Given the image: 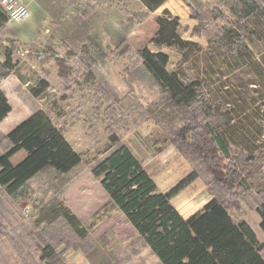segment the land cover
I'll return each mask as SVG.
<instances>
[{"label":"trees","instance_id":"obj_1","mask_svg":"<svg viewBox=\"0 0 264 264\" xmlns=\"http://www.w3.org/2000/svg\"><path fill=\"white\" fill-rule=\"evenodd\" d=\"M37 1L54 19L68 57L89 67L107 57L108 46L94 28L92 16L96 14L91 2H72L75 9L70 13L63 0ZM141 1L148 12L139 19L145 20L148 13L169 0ZM182 1L193 11L199 9L192 13L199 21L193 34L206 38L208 47L184 40L180 19L165 10L157 19L159 29L152 40L156 50L144 47L137 55L143 71L157 85L163 106L170 110L161 115L172 124L167 129L177 151L192 164V172L170 191L162 192L131 149L116 136H111L112 151L95 162L91 171L160 264H264V242L247 221L231 213L240 201H245L257 211L264 232V65L256 61L250 45L254 40L261 42L260 55L264 54V0H221L209 14L199 12L206 6L202 0ZM206 15L208 22L221 18L222 23L214 26L215 32L206 24ZM11 23L0 7V36L12 35ZM119 30L112 29L110 39L115 45L109 48L114 47L118 53L122 49L121 55L131 48ZM164 47L175 48L184 63L201 52H205L209 62L222 59L226 63L231 56L235 59L232 66H227V73L202 66L197 75H189L180 66L170 69L171 57L163 51ZM57 64L63 77L66 63L57 59ZM16 68L11 53L6 52L5 60L0 61V83ZM243 68L254 82L232 83L228 77ZM212 74L217 78L211 83H221L217 97L209 87L208 76ZM94 81L99 100L114 99L115 92L108 89V81L98 77ZM48 88V82L42 80L32 94L39 97ZM11 111L0 88V124ZM148 113L156 114L152 110ZM175 117L184 121L182 127L175 126ZM0 150V243L4 241L5 250L13 251L7 257L18 258L24 264H67L65 253L80 249L91 263L100 264L93 260L97 250L90 244L89 235L60 201L59 193L42 207L46 216L39 217L25 235L6 226L15 216L2 196H21L35 177L47 171L60 180L83 161L52 118L43 110L34 111L8 134L0 135ZM21 150L27 153L26 158L12 165L10 159ZM198 179L210 195L209 202L185 219L173 199Z\"/></svg>","mask_w":264,"mask_h":264},{"label":"rangeland","instance_id":"obj_2","mask_svg":"<svg viewBox=\"0 0 264 264\" xmlns=\"http://www.w3.org/2000/svg\"><path fill=\"white\" fill-rule=\"evenodd\" d=\"M88 1H91V4L95 2V6L98 2L101 3L98 11L95 8L96 16L92 18L95 30H98L96 31L104 39L105 46H108L107 57L97 66H84L76 58L68 57L67 48L59 39L55 26L49 21L42 24L43 32L35 38L17 37V34L23 37V33L27 32L30 17L19 23H11L12 35L0 36V61L5 60L6 52L9 51L12 62L17 66L11 80L21 82L18 85L13 80L7 84L6 89L11 100L14 104L17 100L18 105L23 106L25 98L29 100L27 105L30 111L43 110L65 133L83 160L72 173L59 178L60 180H56V174L47 171L35 177L21 196L1 198L6 201L7 208L15 216L14 221L24 218L21 208L29 206L33 215L25 225L31 228L39 217L46 216L44 205L55 193H59L60 201L78 218L89 235L90 244L96 248L94 261H100V264L102 261L108 262L107 264H160L157 257L139 238L135 228L112 203L100 181L93 176L91 167L112 151L111 136H116L131 149L162 192L170 191L192 172V164L177 151L171 132L167 129L172 124L161 115L162 112L169 113L170 110L163 106L157 85L143 71L137 52L144 47L156 50L152 40L159 29L157 19L165 10L180 19V34L184 40L194 41L207 48L206 38L193 34V29L199 21L192 17V13L198 12L199 9H189L182 0H169L158 10L148 13L145 20H141L139 17L148 12L141 0ZM202 1L206 6L199 12L209 14L221 0ZM206 18V24L212 32L216 31L215 24L222 23L221 18L215 21L210 19L209 22L207 15ZM112 29H120V37H125L131 48L128 53L120 55L122 49L118 53L114 51V47L109 48L115 45L110 39ZM250 45L256 61L264 65V54L260 55L262 43L254 40ZM164 51L171 57V70L180 66L189 75H197L202 66H209L210 71L216 68L227 73V66H232L230 64L235 59L231 56L226 63H223L222 59L209 62L205 52L199 55L192 52L194 55L184 63L175 48L164 47ZM57 59L66 63V66L62 67L66 74L63 77L59 75L60 66ZM95 77L104 78L109 82L108 89L111 93L115 92L114 99L99 100L95 96ZM208 78L210 90L213 91V96L217 97L221 83H211L217 78L214 74ZM228 78L237 85L243 80L250 83L255 80L246 68ZM24 80L30 81L31 84L23 87ZM42 80L48 82L49 88L41 97H33L32 90L37 89ZM148 110L156 114L152 115ZM18 116L21 117L19 123L29 117L22 112ZM175 121L177 127L184 125L181 118L175 117ZM209 198L203 181L198 179L181 191L173 199V204L182 216L188 218L202 209ZM231 213L235 218L247 221L256 231L258 239L264 242L260 217L253 207L245 201H240L238 208L231 209ZM72 251L84 255L80 249ZM84 258L81 264H93L85 255ZM104 258L106 260H103ZM66 262L77 264L69 259Z\"/></svg>","mask_w":264,"mask_h":264},{"label":"crops","instance_id":"obj_3","mask_svg":"<svg viewBox=\"0 0 264 264\" xmlns=\"http://www.w3.org/2000/svg\"><path fill=\"white\" fill-rule=\"evenodd\" d=\"M26 3L29 5L30 10H31V16H30V22H28L29 28L27 30V32L23 33V37H20L19 34H17L18 38L21 39H31V38H35L36 36H39L40 33H42V29L43 26L42 24L49 21L50 23H52L55 26V31L58 35V30H57V25H55V21L52 18V16L50 14H48L43 7L41 6V4L37 1V0H25ZM65 3V8H67L68 12H72L75 9V6L73 5L72 2H78L80 4H83L84 2H88V0H63ZM91 2V1H89ZM100 2H98L97 6H95V2L94 4L92 3V6H94L95 8H97L96 11H98L99 7H100ZM98 13V12H97ZM164 51V48H163ZM165 52V51H164ZM167 53V52H166ZM168 54V53H167ZM14 74V73H13ZM13 74H11L6 80H4L2 83H0V88L3 90V92L5 93V95L7 96L9 103L12 101L11 97L9 95V93L7 92L6 86L10 81H15L18 85L21 84V82L17 81L16 79H13ZM30 81L28 80H24V84L23 87H28L30 85ZM33 96V95H32ZM42 96V95H41ZM39 96V97H41ZM34 97V96H33ZM37 97V98H39ZM16 104H14V102L12 101L10 104H12V111L9 114V116L0 124V135H6L8 134L10 131H12L16 126H18L20 123L19 121L21 120L18 115L20 112H22L25 116H30L33 111H30L28 108V103L29 100L25 99L23 100V106L18 105L19 101L15 100ZM35 110V109H34ZM11 119H14L13 121ZM54 122V121H53ZM56 125V124H55ZM57 126V125H56ZM58 127V126H57ZM59 128V127H58ZM60 129V128H59ZM63 132V131H62ZM63 134L65 135V133L63 132ZM66 137V135H65ZM67 139V137H66ZM69 141V143L73 146V144L70 142L69 139H67ZM74 148V147H73ZM2 150H0V155L2 154ZM27 156V153L24 150L19 151L18 153H16L11 159L10 162L12 163V165L16 166L18 165L21 161H23ZM209 202V200H208ZM197 212V211H196ZM196 212L192 213L189 217H191L193 214H195ZM184 217V216H183ZM188 217V218H189ZM185 218V217H184ZM185 218V219H188ZM32 218L30 217L28 220H22L20 218V221H14V217H11L10 222L6 223V226H8L9 228L13 227L18 229V233H23L24 235L26 234V230H28V228H30V226L25 225V223H27L26 221L31 220ZM32 228H34L33 224L30 228V230H32ZM5 240V239H4ZM29 243H32V240L27 238L26 239ZM4 241H1V247L0 250L2 252V254L0 255V264H24L20 259H18L15 254L13 253L14 258H8V254L11 255V253L13 252L12 250H5V248H7L6 243H3ZM8 243V242H7ZM11 248V247H10ZM34 254H36L35 251H32ZM64 257H66L67 259L71 260L72 263H77V264H81L83 262L84 255L80 252H76V251H68L65 253ZM7 258V259H6ZM80 262V263H79Z\"/></svg>","mask_w":264,"mask_h":264},{"label":"built area","instance_id":"obj_4","mask_svg":"<svg viewBox=\"0 0 264 264\" xmlns=\"http://www.w3.org/2000/svg\"><path fill=\"white\" fill-rule=\"evenodd\" d=\"M0 7L8 14L13 23H19L31 16V10L25 0H0ZM21 212L29 219L32 211L29 206H23ZM67 261V258H65Z\"/></svg>","mask_w":264,"mask_h":264}]
</instances>
